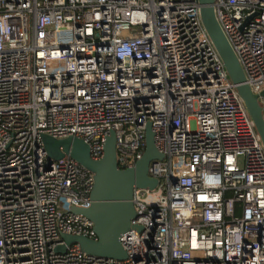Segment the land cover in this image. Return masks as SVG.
Instances as JSON below:
<instances>
[{
  "label": "built area",
  "instance_id": "1",
  "mask_svg": "<svg viewBox=\"0 0 264 264\" xmlns=\"http://www.w3.org/2000/svg\"><path fill=\"white\" fill-rule=\"evenodd\" d=\"M264 118V0H214ZM163 154L135 188L117 260L65 245L97 239L93 173L49 160L41 135L115 134L119 168ZM65 245L64 251L56 250ZM0 264H264V148L197 0H0Z\"/></svg>",
  "mask_w": 264,
  "mask_h": 264
},
{
  "label": "water",
  "instance_id": "2",
  "mask_svg": "<svg viewBox=\"0 0 264 264\" xmlns=\"http://www.w3.org/2000/svg\"><path fill=\"white\" fill-rule=\"evenodd\" d=\"M197 1L201 23L254 122L264 148V118L258 95L245 83L243 69L216 19L214 0ZM260 95H264V90ZM41 140L49 160L69 156L93 173L90 205L85 208L71 206L69 210L84 215L92 222L97 239L62 233L65 245L78 244L87 254L99 257L125 259L126 252L121 245L120 236L130 229H141L131 223L136 214L132 201L133 191L135 188L151 190L156 187L157 179L148 175V167L150 162L163 158V154L155 147L150 123H147L145 129V150L135 164L128 168H119L117 165L113 131L105 138L103 155L98 160L90 158L88 145L77 137L57 139L44 134L41 135ZM65 245L56 250L64 251Z\"/></svg>",
  "mask_w": 264,
  "mask_h": 264
}]
</instances>
